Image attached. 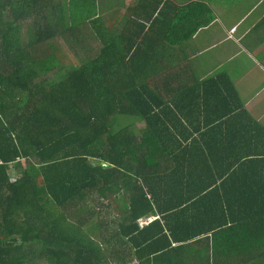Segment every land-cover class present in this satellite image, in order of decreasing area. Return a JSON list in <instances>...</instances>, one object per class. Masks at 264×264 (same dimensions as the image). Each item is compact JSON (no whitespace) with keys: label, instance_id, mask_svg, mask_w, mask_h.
Wrapping results in <instances>:
<instances>
[{"label":"trees","instance_id":"1","mask_svg":"<svg viewBox=\"0 0 264 264\" xmlns=\"http://www.w3.org/2000/svg\"><path fill=\"white\" fill-rule=\"evenodd\" d=\"M162 4L0 0V264L264 254V137L233 132L255 123L243 61L192 66L215 13L168 23Z\"/></svg>","mask_w":264,"mask_h":264},{"label":"crops","instance_id":"2","mask_svg":"<svg viewBox=\"0 0 264 264\" xmlns=\"http://www.w3.org/2000/svg\"><path fill=\"white\" fill-rule=\"evenodd\" d=\"M129 1L132 2L133 0ZM143 1L145 3L149 1L151 4L163 3L161 5L162 8H166L163 16L167 17L166 22L168 23L174 22L176 11L189 4L199 3V5H208L213 9L215 13L214 21L209 26L200 28L193 40L184 43L185 47L183 46L182 49L184 48L188 51L187 56H193L192 66L198 69L204 68L206 63H214V61L216 70L217 66L224 65L226 61L230 62L232 59L243 61L242 67L246 73L244 77L238 79L237 84L239 85L245 107L255 117V123L253 127H250L249 123H247L246 130L244 125L245 118H242L240 123L238 122L234 125L233 132L236 133L239 145L244 143L243 133H246L248 139H250L252 134L257 133L264 137V0ZM159 9L156 15L158 13L161 14ZM183 17L186 18L184 22L187 24L188 20L198 23L208 18L207 16L201 18L200 15L188 18ZM147 23H153V20ZM203 57H205V60ZM183 60L181 61L182 64L185 62ZM248 147V153L253 152V149H255L253 142L252 144L249 142ZM262 149L264 150V146L259 150L262 151ZM253 251L251 249L248 254L244 252L240 257L238 255L230 256V259L235 262H239L241 259L239 264H264V254L258 250ZM221 258H225V255H222ZM259 261L260 263H258ZM131 264H138V262L135 261Z\"/></svg>","mask_w":264,"mask_h":264},{"label":"built area","instance_id":"3","mask_svg":"<svg viewBox=\"0 0 264 264\" xmlns=\"http://www.w3.org/2000/svg\"><path fill=\"white\" fill-rule=\"evenodd\" d=\"M151 221H152V219H149V220L141 219V220H139V223H140V226H141V227H144L145 225H147V224L150 223Z\"/></svg>","mask_w":264,"mask_h":264},{"label":"bare ground","instance_id":"4","mask_svg":"<svg viewBox=\"0 0 264 264\" xmlns=\"http://www.w3.org/2000/svg\"><path fill=\"white\" fill-rule=\"evenodd\" d=\"M106 164V163H105ZM149 219H152V221L150 223H152L153 221H155L156 219H159V217H149V218H146L144 220H149ZM139 223V221H138ZM150 223H148L147 225H149ZM146 226V225H145Z\"/></svg>","mask_w":264,"mask_h":264},{"label":"rangeland","instance_id":"5","mask_svg":"<svg viewBox=\"0 0 264 264\" xmlns=\"http://www.w3.org/2000/svg\"><path fill=\"white\" fill-rule=\"evenodd\" d=\"M141 126H143V124H141ZM15 174V176H20L19 174H18V172H16V173H14ZM13 174V175H14Z\"/></svg>","mask_w":264,"mask_h":264},{"label":"water","instance_id":"6","mask_svg":"<svg viewBox=\"0 0 264 264\" xmlns=\"http://www.w3.org/2000/svg\"><path fill=\"white\" fill-rule=\"evenodd\" d=\"M105 166H109L108 164H104Z\"/></svg>","mask_w":264,"mask_h":264}]
</instances>
